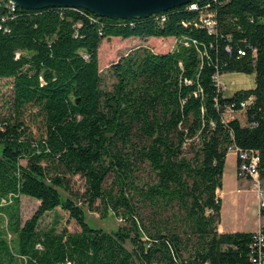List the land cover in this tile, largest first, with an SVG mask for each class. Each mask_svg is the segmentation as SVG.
Returning a JSON list of instances; mask_svg holds the SVG:
<instances>
[{
    "label": "trees",
    "instance_id": "trees-1",
    "mask_svg": "<svg viewBox=\"0 0 264 264\" xmlns=\"http://www.w3.org/2000/svg\"><path fill=\"white\" fill-rule=\"evenodd\" d=\"M7 14L0 8V79L13 109L0 121V264H252L253 232L218 230V192L234 146L258 151L264 182V0H194L132 20L81 8ZM112 37L176 44L132 49L110 66L108 88L99 49ZM228 73L254 74L255 88L225 96L216 77ZM250 97L246 126L226 119ZM27 110L41 118L39 138ZM23 196L40 202L25 223ZM58 209L81 232L58 231V220L40 230ZM86 210L126 224L93 228Z\"/></svg>",
    "mask_w": 264,
    "mask_h": 264
},
{
    "label": "rangeland",
    "instance_id": "rangeland-1",
    "mask_svg": "<svg viewBox=\"0 0 264 264\" xmlns=\"http://www.w3.org/2000/svg\"><path fill=\"white\" fill-rule=\"evenodd\" d=\"M147 45L156 52H167L172 48L176 41L174 39L167 40H141L140 38L124 39L122 37H112L111 39H105L99 49V69L103 77L104 86L111 87L113 79L110 77L108 70L110 66L117 62L122 56L129 53L132 49ZM113 51L112 55L110 53ZM236 77L246 78L247 75L239 73H228L219 78V83L224 91V95L232 97L235 93L236 86L232 84V80ZM252 81H247L246 86L255 84L254 76H249ZM12 100V88L11 83L5 79H0V121L3 118H8L13 114L11 107ZM31 111L27 110L23 114V120L26 122L27 127L36 136L40 137L43 133V124L41 118L33 115ZM234 113H227L226 119L232 117ZM231 153V152H230ZM21 163L26 166L27 160L22 159ZM237 168L235 165L234 155H229L227 164L225 167V179L224 186L221 189L222 198V211H221V226L226 230L235 231H251L256 227V215H257V200L256 194L252 189V182L249 181L246 184H238ZM113 183V178L108 180V185ZM235 184H237L235 186ZM72 187L77 192H84L85 181L80 176L73 177ZM239 189V190H238ZM220 195V194H219ZM40 202L30 197H21L20 210L23 223L30 219L37 211ZM101 209V208H100ZM87 212L88 224L96 229H103L107 232H115L120 226L125 225V221L121 216H115L112 212L107 217H103L101 211ZM171 213H167L170 216ZM168 218V217H167ZM58 220V231L67 229L69 232L78 233L81 232V228L78 226L75 220L69 218V214L62 209H58L55 212L46 214L40 223V230H47L54 226ZM10 242L13 243L14 236H8ZM127 247L131 249V246L127 244Z\"/></svg>",
    "mask_w": 264,
    "mask_h": 264
},
{
    "label": "built area",
    "instance_id": "built-area-1",
    "mask_svg": "<svg viewBox=\"0 0 264 264\" xmlns=\"http://www.w3.org/2000/svg\"><path fill=\"white\" fill-rule=\"evenodd\" d=\"M5 8L8 14L16 13L20 8L12 0H0V8ZM191 9H197L195 4L190 6ZM7 14V15H8ZM7 17H2L0 20V31L3 29V22ZM203 23L208 27L210 33L215 31L216 22L213 15H208L207 18H203ZM241 56H245V50H239ZM220 76L216 79L219 83ZM254 103V98L250 97L247 100L241 102V108L239 111L246 112L247 108ZM229 113L235 111L231 108ZM233 152L237 155V176L241 180H249L252 182V189L256 194L258 203V228L253 232L252 243L250 245V261L252 264H264V182L260 178L259 173V153L256 150H242L238 147H231L229 153ZM5 202V200H3Z\"/></svg>",
    "mask_w": 264,
    "mask_h": 264
},
{
    "label": "water",
    "instance_id": "water-1",
    "mask_svg": "<svg viewBox=\"0 0 264 264\" xmlns=\"http://www.w3.org/2000/svg\"><path fill=\"white\" fill-rule=\"evenodd\" d=\"M18 8H81L97 16L132 20L147 18L173 8L191 4L194 0H12Z\"/></svg>",
    "mask_w": 264,
    "mask_h": 264
},
{
    "label": "crops",
    "instance_id": "crops-1",
    "mask_svg": "<svg viewBox=\"0 0 264 264\" xmlns=\"http://www.w3.org/2000/svg\"><path fill=\"white\" fill-rule=\"evenodd\" d=\"M169 39H172V38H169ZM168 39V40H169ZM147 40H158V38H149V39H147ZM147 40H144V41H147ZM161 40H167V39H161ZM175 40V39H174ZM146 45V44H145ZM147 46V45H146ZM175 46V45H174ZM174 46L172 47V48H170L167 52H169V51H171L173 48H174ZM155 51V50H154ZM156 52V51H155ZM240 74V73H239ZM225 75V74H224ZM245 75V74H244ZM223 76V75H222ZM222 76H220V77H222ZM249 76H254V79H255V75L253 74V75H247V77L246 78H241V77H236V78H234L233 80H232V84L234 85V86H236V89H235V92L234 93H236L237 91H240V90H249V89H254L255 88V84H251V85H249V86H246L245 85V83L247 82V81H252V78H248ZM224 89V88H223ZM233 118H237L239 121H240V123H241V125L242 126H246L247 125V118H246V114L244 113V112H241V111H238V112H236V115L234 116V114L232 115V117H230L228 120H230V119H233ZM234 155V157H235V165H236V168H237V165H238V158H237V155L235 154V153H233V152H231V153H229L228 154V156L229 155ZM228 156H227V159H228ZM226 164H227V161H226ZM224 179H225V171H224V175H223V186H224ZM239 179V178H238ZM249 181H247V180H241V179H239L238 180V184L239 185H241V184H246V183H248ZM237 184H235V186H236ZM222 186V187H223ZM239 190V189H238ZM219 194H220V197H221V190L218 192ZM221 200H222V198H221ZM256 200H257V197H256ZM257 228H258V203H257V215H256V227H255V229L254 230H251V231H235V230H226L223 226H221V223H220V225L218 226V230H219V232L220 233H234V232H255L256 230H257Z\"/></svg>",
    "mask_w": 264,
    "mask_h": 264
}]
</instances>
